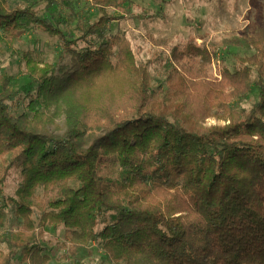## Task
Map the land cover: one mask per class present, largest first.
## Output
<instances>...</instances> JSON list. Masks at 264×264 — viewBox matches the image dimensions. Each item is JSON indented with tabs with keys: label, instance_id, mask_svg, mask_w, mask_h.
I'll use <instances>...</instances> for the list:
<instances>
[{
	"label": "trees",
	"instance_id": "1",
	"mask_svg": "<svg viewBox=\"0 0 264 264\" xmlns=\"http://www.w3.org/2000/svg\"><path fill=\"white\" fill-rule=\"evenodd\" d=\"M39 2L0 0V52L33 26L72 63L27 49L20 86L0 57V221L13 206L22 222L0 264L18 252L51 264L48 226L65 231L64 264H85L79 249L96 242L110 264H264V18L235 37L253 53L215 72L212 44L155 41L140 61L141 47L109 35L114 11L133 0H48L49 17ZM59 115L62 134L50 130ZM13 169L21 181L8 196Z\"/></svg>",
	"mask_w": 264,
	"mask_h": 264
},
{
	"label": "rangeland",
	"instance_id": "2",
	"mask_svg": "<svg viewBox=\"0 0 264 264\" xmlns=\"http://www.w3.org/2000/svg\"><path fill=\"white\" fill-rule=\"evenodd\" d=\"M31 1L10 0V8L24 6ZM47 3L48 0H40L36 6L39 14L43 17L51 16V11L47 9ZM88 8V3H81L76 8V12L80 16ZM60 9L55 7L54 10ZM62 11L64 14L70 13ZM114 12L120 19L111 23L109 35L126 36L136 49L141 47L143 53L139 56L140 61L151 56L155 41L164 42L172 39V45H175L192 39L199 44H212L216 47L214 57L216 72L222 64L230 68L233 67L237 56L253 53L252 49L235 37L238 32L255 31L260 27L261 20L264 18V0H133L131 5L126 4ZM67 31L65 30V32ZM35 47L42 51L46 61L56 63L59 67H64V70H69L71 66V55H67L60 61L62 47L58 38L44 34L32 26L20 33L14 49H10L6 45L1 46L2 72L18 78L21 81L20 86L30 82L22 66V53ZM165 50L169 52L166 46ZM162 73L163 67L160 66L156 70H152L155 81L163 79ZM23 95L24 101H26L27 96ZM184 96L185 94H179L176 97V105L181 103ZM252 100L254 98L251 96L249 102ZM53 108L55 109V107ZM205 123L210 126L224 124V121L209 117L205 119ZM50 130L56 134H62L65 130V117L63 115L55 117V123L50 126ZM20 181V171L13 169L6 183L8 196L15 194ZM39 194L43 195L42 189L39 190ZM55 195V191L49 193L51 197ZM21 225L22 222L17 218L13 206L4 212L3 220L0 221V249L7 252L15 249L9 235L17 231ZM46 230L44 246L50 254L51 264L66 263L64 255L67 252L68 242L64 238V229H54L48 226ZM104 254L105 252L98 242L79 249V256L85 264H110L101 260ZM15 264H25L21 261L19 252L16 254Z\"/></svg>",
	"mask_w": 264,
	"mask_h": 264
}]
</instances>
